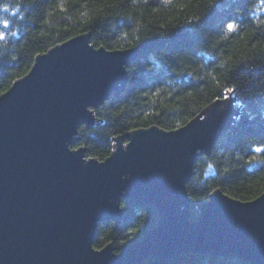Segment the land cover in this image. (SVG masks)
<instances>
[{
    "label": "water",
    "instance_id": "obj_1",
    "mask_svg": "<svg viewBox=\"0 0 264 264\" xmlns=\"http://www.w3.org/2000/svg\"><path fill=\"white\" fill-rule=\"evenodd\" d=\"M156 43L109 51L85 32L36 55L0 94V264H140L187 252L264 264V192L243 201L216 188L196 219L189 212L194 164L238 113L231 97L179 132L151 125L116 136L104 160L70 151L94 108L125 86L127 65ZM122 203L153 207L156 221L119 255L112 243L97 253V225L121 220Z\"/></svg>",
    "mask_w": 264,
    "mask_h": 264
},
{
    "label": "trees",
    "instance_id": "obj_2",
    "mask_svg": "<svg viewBox=\"0 0 264 264\" xmlns=\"http://www.w3.org/2000/svg\"><path fill=\"white\" fill-rule=\"evenodd\" d=\"M258 9L259 0H220L215 8L210 0H0V22H10L7 29L0 23L7 33L0 40V94L30 70L36 55L73 36L90 32L91 43L108 50L157 40L127 65L125 86L94 108V123L79 126L70 145L101 161L111 154L116 136L151 125L165 130L184 125L227 95L225 88L239 85L230 94L238 113L211 153L199 155L187 183L194 220L197 204L216 188L243 201L264 192V165L248 163L264 156L251 150L264 145V12ZM228 17H235V31L226 29ZM122 204L128 210L121 220L97 225L95 248L112 243L119 253L153 227V207ZM140 264L251 263L187 252Z\"/></svg>",
    "mask_w": 264,
    "mask_h": 264
},
{
    "label": "snow or ice",
    "instance_id": "obj_3",
    "mask_svg": "<svg viewBox=\"0 0 264 264\" xmlns=\"http://www.w3.org/2000/svg\"><path fill=\"white\" fill-rule=\"evenodd\" d=\"M210 2L212 3L213 8H215L216 4L220 3V0H210ZM20 7L19 5H17L16 7L11 8V11L13 13H15L17 11V8ZM4 11H8L9 6L7 4H5L3 6ZM258 11L264 12V0H259V9ZM199 19V18H197ZM2 26L4 29H7L9 26V20L5 19L2 22ZM225 27L228 31H235L239 25L235 22V17H228L227 18V23L225 24ZM7 33L5 31H0V40L5 39ZM113 49H109V51H112ZM239 85L237 84H233V86L231 87H227L225 88L223 91L224 93H226L227 95H222L220 97H218V99H223V100H228L230 98V94H235L237 92ZM213 103H215V101H213ZM89 113H91L93 111V109H88ZM204 117L201 115L200 119H203ZM180 128H187V125H177L176 128H169L166 129V131H170V132H179ZM252 151L256 152V153H264V145H257L255 146L253 149H251ZM70 151H72L73 153L77 152V149L72 148L70 149ZM253 162H257L260 163L261 165H264V156H261L259 160H249L248 163L251 164ZM120 209L127 211V207L124 204H119ZM133 233H136L139 231L138 228H133L131 230ZM93 248V245H92ZM95 251L97 253L101 252L100 248H96ZM119 255V253L117 254Z\"/></svg>",
    "mask_w": 264,
    "mask_h": 264
},
{
    "label": "clouds",
    "instance_id": "obj_4",
    "mask_svg": "<svg viewBox=\"0 0 264 264\" xmlns=\"http://www.w3.org/2000/svg\"><path fill=\"white\" fill-rule=\"evenodd\" d=\"M256 159H260V157L253 156V157L250 158V160H256Z\"/></svg>",
    "mask_w": 264,
    "mask_h": 264
}]
</instances>
